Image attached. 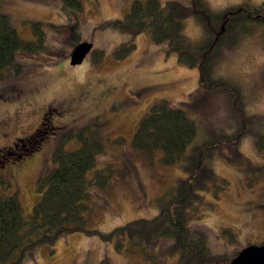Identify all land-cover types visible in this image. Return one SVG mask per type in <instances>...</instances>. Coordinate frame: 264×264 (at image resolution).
Wrapping results in <instances>:
<instances>
[{
  "label": "rangeland",
  "instance_id": "rangeland-1",
  "mask_svg": "<svg viewBox=\"0 0 264 264\" xmlns=\"http://www.w3.org/2000/svg\"><path fill=\"white\" fill-rule=\"evenodd\" d=\"M132 1L81 0L77 10L62 0H0V13L8 16L21 38L36 39L32 28L36 22L43 23L44 31L41 50L16 54L21 72L7 71L0 79V194L16 193L25 214L41 197L36 182L53 167L56 147L62 142L65 150L80 145L76 136L63 141L68 132L93 124L105 142L104 153L86 176L90 179L100 170L109 182L103 189L94 185L89 189L87 227L109 231L129 220L154 216L157 197L188 175L187 166L163 164L159 150L148 158L132 148L134 130L152 105L166 101L194 120L197 132L186 154L206 139L236 131L229 98L221 90H200L197 66L166 54L164 45L152 41L148 27L130 34L113 24L124 17ZM160 1L164 5L168 0ZM175 1L181 5L183 36L197 44L207 40L192 0ZM204 1L214 11L264 2ZM84 41L102 50L103 56L94 62L90 52L81 64L71 66L73 47ZM122 44L133 47L116 59L114 53ZM214 62L215 76L241 87L249 131L224 156L206 161L200 179L208 189L196 188L197 208L187 209L192 214L188 225L192 230L206 227L208 247L233 254L264 242V152L257 150L250 131L257 127L264 133L263 27L256 25L241 34L231 48L221 43ZM118 137L123 142H114ZM13 140L18 147L10 149ZM152 249L160 264H174L178 256L172 239H161ZM23 264L150 263L116 250L113 242L97 235L75 232L39 246Z\"/></svg>",
  "mask_w": 264,
  "mask_h": 264
},
{
  "label": "trees",
  "instance_id": "trees-1",
  "mask_svg": "<svg viewBox=\"0 0 264 264\" xmlns=\"http://www.w3.org/2000/svg\"><path fill=\"white\" fill-rule=\"evenodd\" d=\"M62 2L77 10L81 8V0ZM192 3L208 37L200 44L183 36L181 5L175 0H168L164 5L160 0H133L124 17L113 24L130 34L140 33L148 27L152 41L164 45L166 54H174L178 62L189 67L197 66L200 90L226 93L236 131L206 139L186 154V147L197 132L194 120L185 110L171 107L166 101L152 105L134 130L132 148L148 158L159 150L163 164L187 166L188 175L157 197L158 211L154 216L135 218L109 231L87 227L89 189L93 185L103 189L109 182V176L100 170L90 179L86 176L94 167L97 156L104 153L105 142L93 124L66 133L63 141L76 136L80 145L65 150L62 142L56 147L53 167L36 182V189L42 194L30 214L23 212L16 193L0 194V264H23L39 246L54 244L61 236L75 232L97 235L104 241L113 242L116 250L140 256L150 264H160V256L152 247L161 239H172L178 253L174 264H228L236 256L238 251L227 254L208 247V229L204 226H198V230L190 229L188 221L192 214L187 209L197 208L193 202L196 188L208 189L200 179L206 161L224 156L229 146L238 144L241 136L249 131L241 87L214 75V53L221 43L225 48H231L241 34L256 25L264 29V2L259 5L244 3L218 11L212 10L204 0H192ZM32 28L36 39L25 40L18 35L8 16L0 13V79L7 71L21 72L22 64L15 59L18 52L33 53L42 49L43 23H33ZM132 47L120 45L114 53L115 58H123ZM90 54L92 61L97 62L103 51L92 49ZM250 131L255 134L257 150L264 152V133L257 127ZM114 142L121 143L123 138L118 137ZM221 182L227 184L226 180ZM224 232L232 234L230 230Z\"/></svg>",
  "mask_w": 264,
  "mask_h": 264
},
{
  "label": "water",
  "instance_id": "water-1",
  "mask_svg": "<svg viewBox=\"0 0 264 264\" xmlns=\"http://www.w3.org/2000/svg\"><path fill=\"white\" fill-rule=\"evenodd\" d=\"M92 50V44L84 41L76 44L69 58L71 66L79 65ZM228 264H264V242L249 244L238 251Z\"/></svg>",
  "mask_w": 264,
  "mask_h": 264
},
{
  "label": "flooded vegetation",
  "instance_id": "flooded-vegetation-1",
  "mask_svg": "<svg viewBox=\"0 0 264 264\" xmlns=\"http://www.w3.org/2000/svg\"><path fill=\"white\" fill-rule=\"evenodd\" d=\"M91 52V51H90ZM18 140V139H17ZM18 147V145H17V142L15 141V140H13L12 141V144H11V146H9V148L10 149H13V148H17ZM14 159H16V158H14Z\"/></svg>",
  "mask_w": 264,
  "mask_h": 264
}]
</instances>
